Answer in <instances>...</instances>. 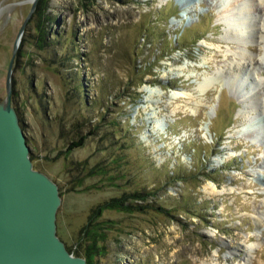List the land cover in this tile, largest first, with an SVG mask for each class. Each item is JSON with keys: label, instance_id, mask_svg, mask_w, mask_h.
Segmentation results:
<instances>
[{"label": "rangeland", "instance_id": "1", "mask_svg": "<svg viewBox=\"0 0 264 264\" xmlns=\"http://www.w3.org/2000/svg\"><path fill=\"white\" fill-rule=\"evenodd\" d=\"M241 1L37 0L10 101L32 167L58 187L56 234L73 255L91 209L139 191L92 218V264H264V2L246 0L244 39L223 19ZM30 7L0 0L1 101ZM213 72L225 77L200 88ZM240 95L260 144L232 134Z\"/></svg>", "mask_w": 264, "mask_h": 264}, {"label": "water", "instance_id": "2", "mask_svg": "<svg viewBox=\"0 0 264 264\" xmlns=\"http://www.w3.org/2000/svg\"><path fill=\"white\" fill-rule=\"evenodd\" d=\"M29 1L31 7L20 26L6 71V98L0 100V264H86L56 234L58 187L32 167L25 135L11 106L12 63L37 2Z\"/></svg>", "mask_w": 264, "mask_h": 264}, {"label": "bare ground", "instance_id": "3", "mask_svg": "<svg viewBox=\"0 0 264 264\" xmlns=\"http://www.w3.org/2000/svg\"><path fill=\"white\" fill-rule=\"evenodd\" d=\"M262 1L264 2V0H262ZM241 2H243L242 7L238 6V5H234L233 10L229 9L230 10L229 12L224 13L225 15H223V19H225V22L229 23L230 25L238 26V27L234 26L235 28H237L235 32H237L238 35H240L244 39L245 38L247 39L249 36L247 35L244 37L243 35L245 32H248V30H249L248 27L250 25V20H249L250 3H246V0L241 1ZM247 20H249V21L247 22ZM246 25H248V26H246ZM233 31H234V29H233ZM236 35H235V33L234 34L233 33L228 34V32H227V34H225V37L227 39H232L230 41H233L234 40L233 38L236 37ZM237 38H238V36H237ZM237 64H238V62H237ZM219 71H221V70H219ZM215 73L216 72H213V75H210L207 79L204 78L201 82H199V87L203 89V87L211 86L214 83L219 82L221 78L225 77L222 72H219L216 74ZM243 98H244L243 95H240V97L238 99L240 102H244L245 108L243 107L244 110H242V112H240V113H242L243 119L238 125L233 127L234 129H233L232 134L233 135L234 134H236V135L240 134L239 136L242 135V137L244 139H246L247 141L260 144L261 141L257 139V135H258L257 132L255 133L254 131L253 132L252 131H246V129H248L247 127H245L246 126V120L249 118L250 109L248 110L249 105L247 102H245L246 100H244ZM205 190L209 193H212V192L216 191V188H215L214 184H207V185H205Z\"/></svg>", "mask_w": 264, "mask_h": 264}, {"label": "trees", "instance_id": "4", "mask_svg": "<svg viewBox=\"0 0 264 264\" xmlns=\"http://www.w3.org/2000/svg\"><path fill=\"white\" fill-rule=\"evenodd\" d=\"M38 29H40V27H38ZM90 133L91 132L88 131V134ZM85 138H86V134H81L76 139H72L71 141H69V143L66 146V151L79 147V145L80 146L83 145ZM128 196H131L132 198H134V200L135 199L140 200V199L145 198L142 192L134 191L129 194H123L120 197H112L108 200H104L102 203L97 204L93 209H91L92 212L90 214L88 223L85 226H83L80 230V233L82 232L85 233V235L88 237V240L90 241L89 243H87L85 247L84 259L86 261V264H92L94 262L93 255L98 251L97 242L100 241L103 236L101 233H99V231H94V229L91 230L92 229L91 227L92 218L99 217L103 209L105 210L107 208H114V207L129 208L128 206H130V204H127L125 201L126 197Z\"/></svg>", "mask_w": 264, "mask_h": 264}]
</instances>
